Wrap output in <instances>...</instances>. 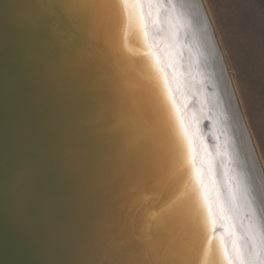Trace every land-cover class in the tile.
I'll return each instance as SVG.
<instances>
[{
	"label": "water",
	"instance_id": "obj_1",
	"mask_svg": "<svg viewBox=\"0 0 264 264\" xmlns=\"http://www.w3.org/2000/svg\"><path fill=\"white\" fill-rule=\"evenodd\" d=\"M70 1L0 0V264H152L143 248V215L148 221L174 204L179 207L188 235L182 233L173 251L189 244L195 233L181 201L184 177L179 187L176 163L167 154L170 146L164 148L153 134L152 109L143 99L150 103V93L156 99L159 92L151 61L118 51L117 30L113 37L107 17L91 14L85 23L76 21ZM74 1L78 11L86 8L83 1L88 3ZM121 6L120 18L125 16ZM91 18L98 20L94 32ZM154 19V28L143 26V31L149 30L148 41L157 45L161 18ZM156 53L165 72L172 69L167 57ZM108 59L117 72L111 79L104 75L110 71ZM134 79L141 88V94L130 93L136 107L127 105L118 114L116 96L128 97L123 87ZM209 89L204 85L203 93ZM173 92L181 107L170 125L175 138V120L182 121L198 165L207 173L210 161L215 171L210 120H195L194 93L177 85ZM155 123L157 129L166 128L158 118ZM128 140L144 149L139 163L126 159ZM222 225L217 224L214 235ZM169 241L163 236L160 248Z\"/></svg>",
	"mask_w": 264,
	"mask_h": 264
},
{
	"label": "bare ground",
	"instance_id": "obj_2",
	"mask_svg": "<svg viewBox=\"0 0 264 264\" xmlns=\"http://www.w3.org/2000/svg\"><path fill=\"white\" fill-rule=\"evenodd\" d=\"M86 1H88V3L83 1V5H85L86 8L83 7L80 11H78V7H76L77 2L74 0L68 2L70 6L68 7L71 8V14L76 21H84L85 23L91 14H93L94 17L96 15L102 16L103 19L107 17L113 37L114 29L117 30L114 38L118 46V51L124 49L122 50V53L123 51H132L136 52L137 55H145L142 51V49L145 48V45L141 29L138 27L135 35L127 32V20H125L126 12L123 8L122 12L125 13V16L122 17V14L120 18L117 15V5H119L117 0ZM101 7L106 10L105 14H103ZM121 7H123V5ZM155 9H159L161 12L160 16L157 15ZM140 15L142 25L148 26V29H150V27L152 29L154 28L153 22L156 21L154 16L161 18V20H159L162 24H160L161 40L160 42H157V45H153V50L160 55L164 54L167 57L168 62H170L172 69H169L166 73L172 92L177 85L178 88L183 89L185 92L188 91L194 93L196 99L194 100L191 110L196 117L195 120L199 121L205 118L210 120L208 125L210 126V132L214 137L213 143H215L211 145L212 149L210 153H212L214 156L213 158L218 162L216 170L211 171V177L212 180L215 181V189L219 191V199L226 208L232 203L231 197L233 195L236 197L234 202L235 208L231 213L233 216L232 223L235 225L234 231L242 237L250 222V218L254 215V222L257 224L261 232H264V175L261 170L262 168L259 166L260 163L249 137L245 121L239 111L240 109H238V106L236 105L237 101L233 94L234 90L233 87H231L230 79L227 76L228 74L225 63L215 40L214 32L202 0H160L159 3H149L145 0L141 5ZM102 18L99 17L98 20L102 22ZM120 19V26L117 28ZM98 20H92L88 24L90 29L93 30L94 26L97 28L96 24H98ZM148 32L149 30L146 31L147 34ZM82 33H86V30L84 29ZM139 35L142 36V40L139 38ZM125 37H127L126 40ZM106 61V66L109 65L110 71H106L104 75L107 76L108 74V78L111 79L112 74L114 73L116 76L117 72L115 68L111 66V61H109V59ZM138 65L140 66V64ZM177 68H179L178 72ZM118 72L120 76L123 74L120 70H118ZM178 73L179 76H177ZM206 84L210 86L208 93L206 92L207 94L203 93V87ZM139 86V80L134 79V84L132 86L128 88L126 86L123 87V90L128 92L129 96L133 98L132 101L129 96L128 98L123 93V95L116 96L118 106L121 108V112H118V114H124V112L127 111V105L128 107L129 105L136 107V101L130 93L133 94L138 92L141 94L139 91L141 88H139ZM140 96L142 97V95ZM150 96V103L145 98H142L146 102V109H148L149 105L152 109V116L154 117V123L151 124L153 125V134L158 136L160 143L164 148L166 147L167 149V147L170 146V149L167 150V154L169 158L172 156V160L175 163L172 154L175 141L174 133L171 130L173 128L170 126L172 121L160 120L162 124L166 126L164 131L167 127L170 129V132L166 131L167 133H165V135L162 128L158 127L157 129V124L155 123L157 121L155 112L156 99L152 98V93H150ZM173 98L176 108L179 109L180 101H178V97L173 95ZM204 103L205 105L207 103L208 107H206ZM169 106L171 107V104ZM173 113H175V109H173ZM175 122L176 126L174 125V127L178 128L179 123L177 124L176 120ZM119 127L121 128V126ZM187 131L190 135V131ZM168 140L169 145H167ZM128 149L129 150L126 151V159L128 158L129 161H133V164L135 162L139 163V159H141V157L143 158L144 149L140 146H138V148L130 146L129 140ZM158 165L159 167L163 165L161 159ZM136 167L138 169V166ZM140 167H142V165ZM137 169L134 171L136 172ZM187 171V169L183 171L176 169L175 177L179 176L176 179L177 185L180 184V180L183 177L185 178ZM206 177V179H209L208 181L211 185L210 175L207 174ZM214 194L215 193H213V196ZM169 197L167 200H169ZM183 200L184 198H182L181 201ZM177 208L179 207L174 204L171 211L165 209L157 215L154 214L149 216L148 221H146L147 219L145 218V215H143L145 221L142 229V236H144L145 239V244L143 245L145 252H147L149 246L160 247L162 237L166 235H168V238L170 237V241L165 249L173 251V248L179 243V240L184 238L182 233L184 232L187 234L185 232L186 229H184L186 222L184 221L185 218L183 212ZM177 219H181L179 221L180 224L175 226V220ZM171 223H173L172 226ZM226 223L227 222H222L223 228H221L219 235L223 236V243L229 250V253L232 254L234 237L225 230ZM217 224H219V222ZM152 227L153 230L151 232ZM145 230L146 232L144 233ZM167 231L171 234H167ZM192 232L195 233V231ZM192 238L194 239L192 240ZM192 238L188 239L190 242L189 244L185 241V247H182L185 254L182 264H208V261L204 257V244L203 247H200L203 242L197 240L196 233L192 235ZM247 243L249 242L241 239L239 241V246L243 249Z\"/></svg>",
	"mask_w": 264,
	"mask_h": 264
},
{
	"label": "snow or ice",
	"instance_id": "obj_3",
	"mask_svg": "<svg viewBox=\"0 0 264 264\" xmlns=\"http://www.w3.org/2000/svg\"><path fill=\"white\" fill-rule=\"evenodd\" d=\"M144 2L145 0H117V3L123 5L126 12L127 32L135 35L139 27L145 38L144 54L151 61L152 78L157 82L159 89L155 102L156 116L161 121H171L173 119V109H175L176 114L179 113V109L175 106L169 79L164 67L161 65V60L153 50V44L148 41L147 33L142 30L140 13L141 5ZM147 2L159 3L160 0H147ZM172 154L177 169L180 171L188 170L183 180L181 196L184 198L190 230H194L198 240L206 245L204 257L208 264H264V232H261L254 222V215L250 218L242 237L234 231L235 225L232 223L233 216L231 213L235 208L236 197L235 195L231 197L232 203L227 208L220 201L219 192L214 187L215 181H211L210 185L209 181L206 180L207 173L211 172L210 161L206 173L197 163L192 139L182 121H180L177 128ZM213 193H215L214 196ZM218 222H227L225 230L234 237L232 254L225 247L223 236L214 235ZM241 239L249 242L243 249L239 246ZM217 241H219V244H217ZM147 258L152 264H177L178 258H184V252L182 247L175 251H168L160 247L149 246Z\"/></svg>",
	"mask_w": 264,
	"mask_h": 264
},
{
	"label": "rangeland",
	"instance_id": "obj_4",
	"mask_svg": "<svg viewBox=\"0 0 264 264\" xmlns=\"http://www.w3.org/2000/svg\"><path fill=\"white\" fill-rule=\"evenodd\" d=\"M202 3L264 175V0Z\"/></svg>",
	"mask_w": 264,
	"mask_h": 264
}]
</instances>
